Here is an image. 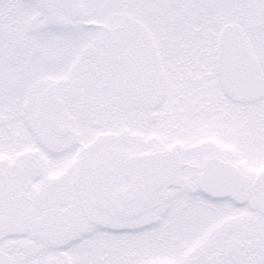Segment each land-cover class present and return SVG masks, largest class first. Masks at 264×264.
<instances>
[{"label": "snow or ice", "instance_id": "6c2138e0", "mask_svg": "<svg viewBox=\"0 0 264 264\" xmlns=\"http://www.w3.org/2000/svg\"><path fill=\"white\" fill-rule=\"evenodd\" d=\"M0 264H264V0H0Z\"/></svg>", "mask_w": 264, "mask_h": 264}]
</instances>
